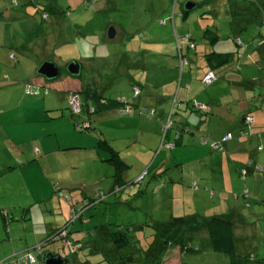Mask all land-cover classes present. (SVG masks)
<instances>
[{"label":"rangeland","instance_id":"rangeland-1","mask_svg":"<svg viewBox=\"0 0 264 264\" xmlns=\"http://www.w3.org/2000/svg\"><path fill=\"white\" fill-rule=\"evenodd\" d=\"M54 1L57 3L59 10L66 11L68 8H72L71 12L73 14L81 11V14H78V20L83 25V28L78 30L80 34L79 39L82 42L83 39H90L91 45L86 50V48L81 47V42L77 39L71 45L55 48L52 51L53 55L48 60H52V62L57 64L60 68V74L57 78L47 80L36 73L37 67L46 58L44 57L45 55L40 53V50H37L36 40L41 38V32H39L38 28L35 30L24 28L23 31H18L13 27V30L9 31L7 39L4 36V47H0V85H5L13 90L23 88L24 92L25 86L30 85L28 82L39 78L44 81V86L48 88L41 87V92L47 89L48 93H52L55 89L65 92L71 88L80 90L83 82H87L94 91H101L106 96H112L114 99L116 98V94H118V90L121 89L119 85L123 81V79H119V74L114 71L120 72L123 70L118 58L119 55H123L122 51L126 49L131 53L140 51L138 53L140 65L131 68L132 70H138L137 74L140 75L137 79L139 81L138 84L143 87L153 86L158 92H162L163 94L171 92V98H173L179 87V76L173 79V76H170V70L156 71L153 65L148 64V61L154 60L157 64L160 60L164 59L160 54H167L166 52L172 51L177 52L178 44L174 38V33L178 36L185 33L190 34L199 49L203 42L201 36L203 30L210 28L216 29L220 36L215 45L216 52H233L235 56L234 52L239 50L255 53L254 59L256 62L246 59L245 55L241 53L239 60L245 63H242L240 67L243 70L246 69V71L248 69L250 73L254 71L256 73L255 76H258L257 84L264 89V57L260 56L258 52L260 46L256 44V40L259 38L256 27L257 22L253 20L250 14V7L247 13H242L244 15L237 14L233 16L229 14L233 12L232 6L236 3L235 1L243 3L241 0H193L198 2V6L187 12L188 16L185 20L180 15L183 11V4L187 0ZM79 2L81 3L79 4ZM73 5L78 7L75 12L73 10L77 7L73 8ZM244 7L247 8L246 5ZM219 11H221L220 15L218 14ZM225 13L228 15L225 16ZM63 19L66 20L62 22L63 25L66 28L68 27L70 32L74 34V27L70 25L75 22L73 15L67 16V18L64 16ZM67 21L69 24H67ZM235 25L238 29L237 32L242 45H237L233 37ZM110 26L114 28L118 26L128 32L130 31L132 34L130 39H125L124 41H121L118 37L111 40L107 39L106 33ZM156 33H158L157 36L155 35ZM168 33L170 36H168ZM159 36L163 38L161 41L158 38ZM154 38H156L155 41ZM20 42V47H14ZM127 51L125 52L128 53ZM8 52L14 54V58H6ZM77 58H82L84 64L81 73L78 76H73L66 71V65L71 60H77ZM171 85L173 86L172 90L170 88ZM79 94L81 100L84 102V95L81 92ZM0 95L1 104L5 101L4 97L7 96L4 93ZM16 97V95H13L9 100L10 103L14 104L18 102L20 95L18 96V100H16ZM83 102H81V112L76 117H81L84 113ZM255 113L257 112L253 111V114ZM67 119L69 120V116L64 113L59 121H49L45 124L43 147L47 150L53 149V152L48 151L49 153L44 155V160L35 161L34 164L37 166L36 171H38V174L37 177L31 176L30 179H23L21 177L20 173L22 170L18 171V174L12 173L10 175L8 173L9 167L7 165L16 166L18 159L12 165L11 155L7 152L13 150L15 152L21 151V148L24 146L29 148L32 142L29 144L20 142L17 144L8 140L6 141L0 135V217L4 216V223L7 225L6 232L10 230L12 234H25L28 237L27 240L33 242L39 236L44 237L49 234L44 226L45 223L49 222H56L55 224H59L60 226L69 223V229L73 226L77 230H82L81 227H83V231L86 225L80 224V222L89 224V228H92L93 231H96L102 225L104 227L119 225L124 228L132 226L133 230L128 232L132 235L130 239L132 246L129 249L131 251H140V255L135 251L133 253L135 260L128 264H227L228 255L215 252L209 247L208 230L205 227L204 218H211L216 214H221L228 207L230 201L234 204L235 201L231 199L233 198V194H238V204H240L238 212L247 221V224L239 220V214L238 212L236 213V209L233 206L232 208L230 207L229 215L226 216L232 222L233 235L236 239L238 253L243 255V264H254L253 259L255 257H264V172L262 170L248 169L246 166L249 160H252L253 165L259 163V165L264 166V138L261 140L255 139L256 144H262L263 149L257 152L255 156H252V159H246V161L242 162V168L249 172L245 176V179L237 174V179L239 177L244 180H241V183L236 182L237 193L233 191L224 192V195L228 199L223 202H219L220 190L224 186L223 183H220L221 187L215 186L214 189H211V192L206 189L207 194H202L203 197L199 198L191 197V192L186 188L188 190L186 193L189 196L182 199L171 198L170 193L166 191L162 195L158 194L153 198H134V195L131 194L129 197L123 199L125 201H120L115 196H112L96 207L88 209L86 206L81 207L85 198L78 201L74 198L71 200L69 188H65L67 191L59 189L55 183L59 179L81 182L78 181L81 177L75 174L70 165L64 167L61 164V162L71 157L69 153L65 152L71 151L73 148L71 146L73 145L70 142L76 141L75 137L71 136L70 131L66 127L65 123ZM63 133H66L69 137H62ZM83 141L85 140L83 139ZM11 154L14 155V153ZM85 168L82 173L83 183L81 184L84 186L82 189L85 194H89L92 186L91 195L96 196L97 193L94 190L95 186L98 185L95 183L97 181L96 173L90 172L87 170V167ZM147 168L145 167L135 175L134 180L136 178L141 183L144 182L143 180L151 173V170L149 173L147 172ZM242 168L239 169V172L240 170H244ZM186 182L188 185L189 182ZM54 183L55 185H53ZM141 183L139 181L134 183L130 191H135L136 187ZM17 185L22 189L21 196L18 199L14 196L10 198L6 196L4 200L5 193L1 191H4V188H9L10 190ZM216 185L219 186L217 183ZM194 188L196 192L199 190V188ZM108 189L107 185L103 190L106 192ZM80 191L81 189L75 192ZM16 192L17 190L13 188V193L16 194ZM230 193L231 195H229ZM144 195H148V193ZM129 199L131 201H128ZM59 201L65 205L64 214L51 213V209L57 208ZM72 208L74 209L73 215H71ZM80 210H82V215L78 216ZM12 217L13 220H11ZM175 218H185L183 222L179 221L177 224V228L182 231L180 237L171 241L170 244H166V247H164L165 242H160L150 247V252L146 254V258L141 260V255L143 256L144 254L142 248L148 244L149 238H153L152 233L155 232L154 230ZM89 219L93 221L90 220L88 223ZM151 222L155 224L153 227H150ZM97 223L101 225L96 226ZM175 227L176 225L172 228ZM177 231H174V233ZM0 232L2 234L5 233L3 230H0ZM174 237H176V234ZM178 240H182V243H177ZM198 243L203 245L202 249L197 247L194 249L188 248V246L193 245L194 247ZM46 252L58 254L63 258L69 254L60 241L53 240L42 246L39 252H34L36 257L35 264L42 263L40 257ZM126 252V250L123 251V254ZM74 254L76 253L73 252L70 256ZM85 257H87L86 259L90 264H98L97 262L102 255L91 253L88 256L85 255ZM65 264H70V262Z\"/></svg>","mask_w":264,"mask_h":264},{"label":"crops","instance_id":"crops-1","mask_svg":"<svg viewBox=\"0 0 264 264\" xmlns=\"http://www.w3.org/2000/svg\"><path fill=\"white\" fill-rule=\"evenodd\" d=\"M190 1L198 6V2ZM235 2L237 4L235 3L232 6L233 12L229 14L233 16L237 14L244 15L242 13H247L250 7V14L253 20L257 22L256 27L259 38L261 37L260 34L264 36V25H261L264 19V0H241L243 3ZM75 7L77 6L73 5V8ZM77 9L78 7L73 12ZM71 10L72 8H68L66 11L59 10L54 0H0V43H2L0 47H4V36L7 39L9 31L13 30L14 27L18 31H23L24 28L39 29L41 38L36 40L37 50H40V53L45 55L44 57L46 58L44 60H48L53 55L52 51L55 48L71 45L77 39L81 42V47L87 50L91 45L90 39H83V42L79 39L78 30L83 28V25L78 20V14H81V11L73 14ZM220 13L221 11L218 14L220 15ZM43 14H46V17H43ZM71 15L75 19V22L70 24L71 27H74V34L62 23L66 21L63 19L64 16L67 18V16ZM224 15L227 16L228 14L225 13ZM187 16L188 14L183 19L185 20ZM180 17L182 16L180 15ZM67 24H69L68 21ZM116 27L114 28L115 35L112 39L116 37L120 38L121 41L130 39L132 35L130 31ZM237 30L235 25L233 37L235 42L237 40L240 43L236 42L237 45H242ZM155 35L157 36L158 33ZM188 35L190 36V34ZM168 36H170L169 33ZM190 37L192 39L190 43L187 41L186 43L184 41L180 42V44L178 43L183 50V58L187 61V64H183L184 66L177 67L175 51L160 54L164 59L157 64L154 60L148 61V64L153 65L156 71L170 70V76L172 75L173 79L179 76V87L173 98H171V92L163 94L158 92L153 86H145L146 88L140 86L137 80L140 77L137 74L138 70L131 69L140 65V56L138 55L140 51L135 53L128 52L126 49L122 51L123 55H119L118 61H120V66L123 67V70L114 72L118 73L119 79H123V81L120 83L121 89L118 90V94L115 97L116 99L126 98L130 102L132 110L128 114H120L117 107H107L103 104L112 96H106L101 91H94L87 82H83L80 90L71 88L65 92L55 89L52 93L38 96L25 94L23 88L13 90L5 85H0V91H2L0 94L4 93L7 96L4 97L5 101L0 104L1 137L6 139V141L17 144L20 142L29 144L32 142L29 148L24 146L21 151L15 152L13 150L7 152L11 155L12 165L18 159L16 166L7 165L9 167L8 173L11 175L22 170L20 175H22L23 179H30L31 176L37 177L38 171H36L35 161H42L45 159L44 155L49 153L48 151L53 152V149L47 150L43 147L45 124L49 121H59L61 116L66 113L69 116V120L67 119L65 123L66 127L76 141H71L72 150L65 152L69 153L71 157L61 162V164L64 167L70 165L75 174L81 177L78 180L81 182L59 179L55 183L59 189L67 191L65 188H69L71 200L74 198L78 201L91 195L92 186L89 194H85L82 189L84 188L83 184H81L83 183L82 173L86 169L85 167L90 172L96 173L97 181L95 183L103 189L107 185L110 189L115 182V164L109 160V151L98 145V137L106 139L113 150L116 151L117 158L123 161L124 170L121 173L123 181L133 180L135 175L145 167H148V173L151 170V173L143 180L144 182L136 187L135 191L124 192L120 196V201L131 194L134 195V198H153L158 194L162 195L164 191L169 192L171 198L182 199L189 196L186 193L188 191L186 188L191 192V197L199 198L203 197L202 194H207L206 189L210 191L215 186L221 187L220 183H223L224 186L220 190L219 202L228 199L224 192L233 191L237 193L236 182L241 183V180H244L239 177L238 179L236 178L237 174L239 176V169L243 166L242 162L246 161V159H252V156H255L258 152L256 150L255 137L251 139L252 136L246 138L240 134L242 119L245 114H251L254 117L251 129L254 133H260L261 139L264 138V89L257 84L258 76H255L256 73L254 71L250 73L248 69L247 71L246 69L243 70L240 65L245 62L239 60V55L242 53L246 59L255 62V53H247V51L243 50L234 52L236 56L234 55L232 62L228 66L215 71L217 79L210 85L204 86L201 82V77L209 69L204 55L209 51H216V44L209 45L203 40L201 47L198 49L192 36ZM158 38L160 41L163 39L161 36ZM107 39L109 38L107 37ZM155 40L156 38H154ZM20 46L21 42L14 47ZM10 54L11 52H8L6 58H10ZM12 55L14 58V54ZM77 61L81 64L82 69L84 64L82 58H77ZM43 82L39 78H35L28 83L47 88ZM134 87L139 88L138 95L135 97L132 94ZM170 88L172 90L173 86L171 85ZM70 91L78 92V94L81 92L84 95L85 100L83 102L79 94L84 110L81 117L73 116L74 118H72L70 116L66 102V94ZM85 93L87 95L88 93H94L100 102L93 103V99L91 97L86 98ZM13 95L17 96L16 100H18L20 95L19 101L14 104L9 101ZM39 97L41 98L39 99ZM194 101L205 105L204 111L194 108ZM88 106L94 108L91 114L86 111ZM140 108L145 110L153 109L154 115L151 117L143 115L139 111ZM253 111L257 113L253 114ZM258 111L260 112L258 113ZM83 118L90 120L91 129L87 132H79L73 126L74 121ZM168 121L171 122L169 127L167 125L169 124ZM229 133L232 138L224 144L222 151L213 150L209 145L202 144L199 138L202 135H209L212 139H219ZM62 137L68 138L69 136L63 133ZM35 148H37V151ZM4 153L7 154L6 152ZM11 153H14V155ZM39 155L41 156L39 157ZM24 165H30L31 167ZM186 181L189 182L188 185ZM192 181H196L200 185L197 192L196 189L190 187ZM13 188L18 193H13ZM13 188L10 190L9 188H4V191H1L5 193L4 200L6 196L9 198L14 196L17 199L21 196V187L17 185ZM79 189H81L80 192H75ZM146 193L148 195H144ZM231 199L235 201L234 204L230 201L228 207L221 214H216L215 216L227 219L226 216L229 215V210L232 206L236 209V213L239 211L238 194H233ZM19 200L17 201L20 202ZM128 201L131 200L129 199ZM64 207L65 205L59 201L57 208H52L50 212L64 214ZM2 218L0 219V230L5 233L2 234L0 232V261L12 252L23 251L37 244L60 227L59 224H55L56 222L45 223L44 226L49 234L44 237L39 236L38 239L29 242L25 234H12L10 230L6 232L7 225L4 223V218ZM11 220H13V217ZM90 220L93 221L89 219L87 222L89 223ZM239 220L242 223H246L240 214ZM74 223L75 221L72 224L74 225ZM82 223L86 225L85 230L83 231V227H81L82 230H77L72 226L71 237L74 240L83 242L85 246L73 256H67L70 259L66 263L81 264L87 258L85 255L100 253L104 246L105 248L110 247L107 240L109 236L108 230L103 225L99 226L101 224L97 223L96 226L99 227L96 231H93L92 228H89V224L80 222V224Z\"/></svg>","mask_w":264,"mask_h":264},{"label":"trees","instance_id":"trees-1","mask_svg":"<svg viewBox=\"0 0 264 264\" xmlns=\"http://www.w3.org/2000/svg\"><path fill=\"white\" fill-rule=\"evenodd\" d=\"M186 14H188L186 11H182L181 12V16L182 18H185ZM261 25H264V22L261 23ZM185 36H187V38H185ZM260 38L259 43L258 40L256 41V44L258 46H260V48L258 49L260 56L262 55V57H264V36H262L260 34ZM174 38L177 42V44L180 42H185L186 41L188 43H190L191 41V37L188 34H184L181 36H178L176 33H174ZM202 38L204 41H206V43H208L209 45H214L216 44V42L219 40L220 36L217 32L216 29H210V28H205L202 32ZM262 39V40H261ZM237 43H239L236 40ZM240 44V43H239ZM262 46V48H261ZM176 63H177V67L179 66V57L181 56L183 58V50L181 48V45H178V48L176 49ZM12 55V54H10ZM13 56V55H12ZM234 57L233 52H216V51H209L208 53H206L204 55L205 58V62L208 66V71H212L215 75V79L213 81H215L217 79V74H216V70L220 69L222 67L228 66L231 62L232 59ZM13 58V57H12ZM256 62V60H255ZM187 64V61L186 63ZM184 64V65H185ZM183 65V66H184ZM202 79V77H201ZM212 81V82H213ZM202 82V81H201ZM211 82V83H212ZM254 82V81H253ZM210 83V84H211ZM203 84V83H202ZM209 84V85H210ZM204 85V84H203ZM28 86V85H27ZM27 86H25V90L24 93L27 95H33V96H38V95H46L48 93L47 89L40 90L41 87L39 86H35V85H30L34 90H38V94L35 93H29L26 91ZM208 86V85H205ZM138 89V87H134L133 88V95L134 97L138 95L134 94V89ZM46 90V93L44 94V91ZM71 92V91H70ZM68 92L66 94V102H67V95L70 93ZM78 93V92H76ZM86 98L87 97H91V99H93V103H99V98L97 99L96 95L93 93H88V95L85 93ZM103 104H105L107 107H117L118 112L120 113V110L123 109H130L132 110V107L130 106V102L126 99V98H109L108 100H106ZM196 104H200L194 101V105L193 107L196 108L197 110L200 111H204L205 109V105L200 104L203 106V108H198L196 107ZM68 107V105H67ZM94 108L92 106H88L86 108V111L88 112V114H91L90 109ZM69 110V108H68ZM139 111L143 114V115H147L149 117H151L152 115H154V111L153 109H147L145 110L144 108H140ZM81 112V111H80ZM70 116L71 117H76L77 115H73L70 110H69ZM120 114H125V113H120ZM128 114V113H127ZM247 117H251V121H247ZM84 120H88L89 122V127L87 129H81V130H77L75 128V123L76 122H82ZM254 121V117L251 114H245L243 119H242V129H240V134L243 137L246 138H250L251 139L253 137H255V139H259L261 140L262 137H260V133H254L252 131V123ZM169 124L168 127L170 126L171 122L168 121ZM74 129L80 132H87L89 131L91 128V124H90V120L87 118H83L81 120H76L73 123ZM249 133V134H248ZM227 135H229L228 138L224 139ZM200 138V142L202 144H207L210 146L211 149L213 150H218V151H222L224 144L230 140L232 138L231 134H225L223 135L221 138L219 139H212L209 137V135H202L199 137ZM254 139V138H253ZM98 145L104 149H107L109 151L110 157L109 160L113 161L115 164V168H116V175H115V182L113 184V186L108 189V191H104L103 188L99 185H96L94 190L96 191V196L90 195L88 198H85L84 203H82L81 207H87L89 208H93L96 207L97 205L103 203L104 201L108 200L110 197L115 196L117 199H120V196H122L124 194V192H128L133 188V184L136 183L137 181H139L141 183L140 180H128V181H123L121 178V173L124 170V163L121 159L117 158V153L116 151L113 150V148L110 146L109 142L104 139V138H99L98 137ZM217 145V146H216ZM263 149L262 144H256V150L259 152ZM248 169H254V170H262L264 172V166L263 165H259V163H256L255 165H253L252 160H249L246 164ZM249 166V167H248ZM244 169V168H242ZM249 171L247 170H240L239 175H241V178L245 179V176L248 174ZM190 187H192V189H195L194 187H196L197 189L200 188L199 183H197L196 181H192L190 183ZM212 190H210L211 192ZM103 195V197H102ZM71 199V198H70ZM100 199V200H99ZM124 201V200H123ZM82 211V210H81ZM82 214H80L81 216ZM185 218H175L172 219L166 223H164L163 225L159 226L160 228L155 229L152 234H153V238L147 241L148 244L146 246H144L142 249L144 251L143 256L141 255V260H143L144 258H146V254H148L150 252V247H153L154 245H156L157 243H164V247H166V244H170L171 241L176 240L177 238L180 237L182 231H180L181 229L177 228V224L179 221L184 220ZM205 220V227L208 230V244L209 247L215 251V252H220L223 254H226L229 256L228 262L227 264H243L244 263V259H242L243 255H241L240 253H238V249H237V244H236V239L233 235V229H232V222L223 218V217H219V216H213L211 218H204ZM247 223V221H246ZM69 224V223H68ZM68 224H64L63 226L58 227L53 233H51L50 235H48L45 239H43L42 241L38 242L41 243L43 246L47 244V242H51L53 241V234L61 228H65L66 230H68V235H69V239L74 243V245H78L77 249L74 251L75 253L80 252L82 250V248L85 246V244L81 241L78 240H74L71 237V229H69ZM154 223H150V227L154 226ZM175 228H172L173 226H175ZM108 230V243L110 244V247L105 248V246L103 247L102 251H100V253H93V254H101L102 257L100 258V260L97 262L98 264L100 263H106V264H116V263H123V264H128L130 262H133L135 259L133 258L134 255L133 253L136 251L137 254L140 255V251L135 250V251H131L129 248L132 246L131 244V238L132 235H130L128 232L133 230V227H121L119 225H114V226H106L105 227ZM178 230L176 233H174V231ZM176 234V237H174V235ZM177 243H182V240H178ZM40 244V245H41ZM33 246V245H32ZM30 246V247H32ZM65 247V246H64ZM195 247L202 249L201 247H203V245H200L199 243L196 244L194 247L192 246H188V248L194 249ZM29 248V247H28ZM66 248V247H65ZM27 249V248H26ZM25 249V250H26ZM149 249V250H148ZM66 250L68 251V256L71 255L70 251L66 248ZM127 251L126 253L123 254V251ZM24 251V250H23ZM23 251H16V252H12L10 255H8L5 259L9 260L10 258L13 257H17L19 255H21L23 253ZM13 255V256H12ZM87 256V255H86ZM240 259H239V258ZM6 260V261H7ZM140 260V261H141ZM242 262V263H241ZM254 264H264V257L261 258H256L253 259ZM35 264V263H34ZM81 264H90V262L86 259L85 261H83Z\"/></svg>","mask_w":264,"mask_h":264},{"label":"built area","instance_id":"built-area-1","mask_svg":"<svg viewBox=\"0 0 264 264\" xmlns=\"http://www.w3.org/2000/svg\"><path fill=\"white\" fill-rule=\"evenodd\" d=\"M42 16L46 17V14H43ZM262 21L264 22V19ZM185 38H187V36H185ZM10 57H13V56L10 55ZM185 63H186V60L182 57H179V64H180L179 66H182ZM214 79H215L214 73L212 71H208L202 76L201 81L204 85H209ZM26 91L29 93H35V94H38L39 92L36 89L34 90L30 85L27 86ZM137 92H138V89L137 88L134 89V94H137ZM45 93H46V90L44 91V94ZM67 105H68L70 112L73 115H78L80 113L81 100H80L78 93L70 92L67 95ZM196 107L203 108V106L200 104H196ZM91 111H93L92 108L90 109V112ZM130 111H131L130 109L126 108V109L120 110V113H129ZM247 121H251V117H247ZM74 126L77 130L87 129L89 127V122L88 120H84L82 122H76ZM228 137L229 135H227L224 139ZM35 150L37 151V148H35ZM71 211H70L71 215H73L74 209L72 208ZM80 214H81V210L78 216H80ZM52 237H53V240L60 241L62 246H65L70 251V253H73L78 247V245H74V243L69 239L68 230H66L65 228L58 229L53 234ZM40 244L41 243L34 244L32 247H29L26 250H24L23 253L17 257L10 258L7 261L5 259L1 260L0 264H34L36 261L34 252H39L40 248L43 246L42 244L41 245Z\"/></svg>","mask_w":264,"mask_h":264},{"label":"water","instance_id":"water-1","mask_svg":"<svg viewBox=\"0 0 264 264\" xmlns=\"http://www.w3.org/2000/svg\"><path fill=\"white\" fill-rule=\"evenodd\" d=\"M196 7V4L190 0L186 1L183 4V10L188 12ZM107 37L112 39L115 35V29L113 26H110L107 29ZM66 71L70 75L77 76L81 73V64L77 60H72L67 63ZM36 73L43 76L47 80H51L57 78L60 74V68L52 61L44 60L39 64L36 69ZM69 257H61L58 254H52L50 252H46L41 255L40 260L42 264H64L69 261Z\"/></svg>","mask_w":264,"mask_h":264}]
</instances>
